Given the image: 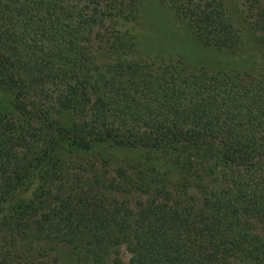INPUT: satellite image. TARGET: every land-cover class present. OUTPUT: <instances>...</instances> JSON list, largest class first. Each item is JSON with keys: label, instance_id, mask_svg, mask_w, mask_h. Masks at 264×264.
<instances>
[{"label": "trees", "instance_id": "obj_1", "mask_svg": "<svg viewBox=\"0 0 264 264\" xmlns=\"http://www.w3.org/2000/svg\"><path fill=\"white\" fill-rule=\"evenodd\" d=\"M236 2L0 0V264H264V0Z\"/></svg>", "mask_w": 264, "mask_h": 264}, {"label": "rangeland", "instance_id": "obj_2", "mask_svg": "<svg viewBox=\"0 0 264 264\" xmlns=\"http://www.w3.org/2000/svg\"><path fill=\"white\" fill-rule=\"evenodd\" d=\"M227 2L229 3L230 7L234 8H239L236 0H227ZM142 14H143V20H141V26L140 28L142 29L143 32H146L147 30H156V31H160L159 33L162 35H171L174 34L176 40L178 41L177 45H179L180 48L185 49L187 52L186 56L188 57H193L196 55H200V56H204L205 52L201 49H199V47L197 48H189L190 45V37L187 35V31H185V34L182 32L177 31L176 28H182V30H184V27H180L177 23H173V22H169L167 20V17H165V12L162 11V9H160L158 7L157 4L154 3H150L148 5H146L145 7H143L142 10ZM159 37V36H158ZM162 42V43H160ZM147 44V42H145ZM153 43L152 42H148ZM155 44H157L158 47H162V44L166 43L164 42V40L162 39H157L155 42ZM154 45V44H152ZM9 96L8 95H0V113L5 117H9L8 116V111H9ZM105 150L107 149V145H101L100 146V150ZM122 153V152H119ZM122 156V155H120ZM65 254L67 253V250L64 251ZM68 256V255H66ZM69 259V258H66ZM125 263H127V258H124Z\"/></svg>", "mask_w": 264, "mask_h": 264}]
</instances>
